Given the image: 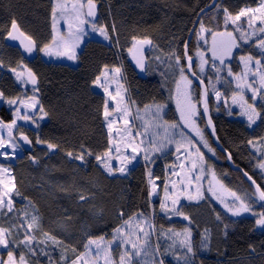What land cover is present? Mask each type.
Listing matches in <instances>:
<instances>
[{
    "label": "snow or ice",
    "instance_id": "snow-or-ice-1",
    "mask_svg": "<svg viewBox=\"0 0 264 264\" xmlns=\"http://www.w3.org/2000/svg\"><path fill=\"white\" fill-rule=\"evenodd\" d=\"M216 7L219 8V6ZM220 15H222L223 30L219 28L218 18L215 29L206 26L202 21L199 22V30L195 33L197 36L195 61L189 52L187 41L183 43L182 53L173 50L166 59L156 57V60L165 65L166 71L176 77L173 80L175 88L165 89L166 99L162 91L160 99L154 98L152 102L145 103L141 107L137 101L126 95L128 90L122 82V67L103 65L91 83L96 88L102 89L103 93L101 115L107 129L106 146L100 152H93L91 148L81 144L78 150H68L66 155L72 160L80 161L81 166L90 163L86 157H91L98 167H101L109 176H114L117 172L126 175L130 171L128 165L141 153L146 162L154 163L152 157L159 159L171 155L174 147L180 172L176 171L177 164L174 163L171 166V175L181 178L177 181H165L164 196L159 203L160 212L168 220H171L173 216H179L188 221L189 225L192 224V218L183 211L181 198L197 203L205 200L207 196L202 190L201 181L210 174L207 193L220 206L219 208L213 206L211 209L215 221L223 224L224 229L227 230L228 216L240 217L250 213L255 217V226L264 232V210L259 212L256 210L258 202L260 208L264 209V183H258L245 171L244 176L251 182L249 190L237 191L228 188L220 179H217L216 172L206 159V152L203 151L206 149L207 153L215 156L216 149L210 143L209 136L216 137L217 142L219 141L210 114L209 92L214 94L218 105L223 98L229 115L233 114L232 107L228 105L229 97L217 87L218 84L229 88L235 85L230 97L232 104L239 108L241 116L247 118L250 127L256 124L257 120L264 124V0H259L256 7L240 8L236 13L224 7L222 13L218 11L217 17ZM242 17L246 18L250 31L243 28ZM96 18L95 0H52L51 38L48 42L38 46L35 39L21 30L14 17L11 19L10 28L6 31L5 39L18 40L23 52L29 56L38 51L45 57L77 61L78 50L86 43V39L91 38L92 33L103 37L105 41H111L110 31H116L115 24L109 30L107 25L98 24ZM229 25L232 26V30H229ZM199 41H203V45H200ZM152 43L148 37L133 36L132 44L127 48L141 72L148 71L143 46ZM247 45H254L258 51L256 53L250 50L243 51ZM235 49L242 50L238 56L243 66L240 72L234 71L232 66V62L237 59L234 55ZM209 53H211L210 56ZM3 67L4 61L0 59V68ZM8 71L24 89V94L8 97L3 90H0V100L9 106H15L12 112L13 118L9 122L0 119V129L7 130V139L4 135H0V149H5L0 151V156L4 159L16 156L17 149L21 147L20 141L27 145L33 143L29 136L19 129L18 121L30 122L39 127V121L48 116L36 95L40 91L39 75L23 62V56L16 67L9 65ZM161 75L164 76L165 73L161 72ZM29 85H31L32 94H28ZM172 102L175 104L176 115L169 119L168 113L172 111ZM133 106H135V112H133ZM216 110L219 111V106ZM136 120L141 123L134 130L133 122ZM206 129H211V132H206ZM14 130H19V140L16 139ZM35 143L46 144L48 150L59 147L58 144L41 139L39 135ZM248 143L251 145L253 141L249 140ZM7 149H11V152ZM30 159L36 162V157H30ZM227 159H232L231 152H228ZM113 161H118L119 167ZM258 167L264 170V158L259 161ZM6 175L10 178L6 179ZM147 175L149 184L147 196L151 200L158 187L155 180L160 177H154L151 170ZM261 180H264V176ZM16 187L15 177L11 176L9 168L0 164V215L8 216L15 211L14 195H20ZM78 199L87 201L88 197L80 194ZM32 207L35 209V205ZM38 211L35 209L31 214L28 211L23 213L20 223V227L24 228L22 238L10 239L14 224L9 227L0 224V246L8 249L7 259L0 258V264H29L23 251L17 257L16 247L27 249L32 256L48 257V264H171V261L167 260L169 255L174 259L175 264H196L198 249L191 227L176 231L171 227L164 230L161 226V231L156 233L157 241L161 237L171 241L161 250L159 242L153 247L150 240L156 229L155 210L153 209L152 214L141 211L126 215L122 208L117 213L121 223L112 229L110 239H106L104 235L90 233L83 244V250L73 247L71 258L61 251L58 262H55L50 255L49 246L53 249L59 248L63 241L46 231L41 233L40 239H37L34 233L41 230V218ZM67 218L71 219L70 216ZM209 233L210 230L205 228L199 234L200 249H208ZM249 248L251 252L256 251L251 245ZM66 249L67 246H65ZM116 249L120 250L118 260L113 256ZM36 264H43V262L37 260Z\"/></svg>",
    "mask_w": 264,
    "mask_h": 264
},
{
    "label": "trees",
    "instance_id": "trees-1",
    "mask_svg": "<svg viewBox=\"0 0 264 264\" xmlns=\"http://www.w3.org/2000/svg\"><path fill=\"white\" fill-rule=\"evenodd\" d=\"M97 4V23L107 25L111 30L115 24L116 31L111 32V44L87 39L78 51L79 59L76 65L63 62H46L38 57L32 62H23L39 75V93H36L48 116L40 123L38 133L43 140L58 144L56 153L48 150L46 144L34 146L31 153H24L16 163L11 164L12 175L15 177L16 191L20 195L14 199L13 213L0 216V224L12 228L10 239L16 240L24 235L20 227L25 204L35 205L41 218V230L34 233L37 239L46 231L56 235L63 241L60 245L70 258L73 247L83 250L88 234L104 235L110 238L112 229L121 221L118 211L122 208L126 215L138 212L152 214V204L147 196V173L150 167L143 164L135 166L128 177L111 178L107 176L96 161L86 157L90 163L81 166L78 160H72L67 155L68 150H78L80 145H86L93 152L102 151L107 143L103 117L101 115L103 95L93 89L92 80L103 65L121 66L128 97L134 99L142 107L145 103L160 99L163 91L161 82L148 74L140 75L130 61L127 48L132 44V37H148L152 46L157 45L169 52H183V43L187 41L194 23L200 13L211 5L213 0H95ZM51 4L52 0H0V59L4 67L0 68V90L8 97L24 94V89L16 82L8 71V66L16 67L21 60L18 50L5 45L6 31L10 28L11 19H17L20 28L36 40L38 46L51 38ZM259 0H217L216 6L208 13L201 15L200 21L215 29L217 18L219 28L223 30L222 15L218 11L227 7L236 13L240 8L256 7ZM199 21V22H200ZM194 31L189 44V52L194 55L197 40ZM258 50L254 45H247L243 51ZM242 50L237 49L232 62L233 70L240 72L238 56ZM213 75V74H212ZM221 91L229 97L232 86L221 87ZM28 93H31L29 90ZM164 98L167 95L164 93ZM15 106H9L3 101L0 106V119L9 122ZM215 105L210 94L211 116L219 137V144L232 154V163L242 172L247 171L258 183L261 180L256 167L259 160L250 149L249 140H264V124L256 128L246 123L228 118L225 107ZM169 115H176L174 108ZM203 127V123L201 125ZM210 140V137H209ZM211 143V140H210ZM214 147V146H213ZM215 148V147H214ZM264 151V145L262 146ZM47 150V152L45 151ZM46 152V156L40 152ZM75 154V151H74ZM43 156V158H42ZM30 157H36L34 163ZM209 163L219 179L232 190H249V184L240 171H232L227 166L226 158L216 150L213 158L207 156ZM153 176H161V168L155 165ZM84 194L87 201H80L78 196ZM27 197V199H25ZM183 211L192 218V224L178 220H168L155 209L156 228L164 230L169 227L183 229L186 225L193 229V238L198 251L200 233L203 228L211 229V242L208 254L198 256L196 264H264V232L255 226V217L250 213L243 217L228 216L227 230L223 224L215 221L211 209L219 208L212 198H206L198 205H182ZM256 210H261L259 202ZM71 217L68 219L67 217ZM227 231V235H225ZM249 245L256 251L251 252ZM43 247V245H40ZM23 251L29 264L37 260L48 264V257L32 256L27 249L16 247L17 257ZM38 251V249H37ZM53 261L58 262L55 250L49 249ZM3 253L1 258H5Z\"/></svg>",
    "mask_w": 264,
    "mask_h": 264
},
{
    "label": "rangeland",
    "instance_id": "rangeland-1",
    "mask_svg": "<svg viewBox=\"0 0 264 264\" xmlns=\"http://www.w3.org/2000/svg\"><path fill=\"white\" fill-rule=\"evenodd\" d=\"M97 19V18H96ZM241 22H242V26L245 30H249L248 29V24H247V21H246V18H241ZM51 26H52V21H51ZM199 30V28H198ZM229 30H232V26L229 25ZM237 35H239L237 33ZM91 38L92 39H97L99 40L101 38V36H99L98 34H95V33H92L91 34ZM255 39V38H253ZM196 40H197V36H196ZM104 43V42H103ZM111 44V43H110ZM199 44L200 45H203V41H199ZM79 51V50H78ZM237 51V49L234 50V54L235 52ZM170 52L166 49H163V48H160L159 46L157 45H151V47L146 51L145 53V56L147 57V65H148V71L145 72V74H148L149 77L151 78H156L158 79L159 82H161V86H162V89L164 91V93L167 95V91L165 89L167 88H171V89H174L175 88V84L173 83V80L176 78L172 75L171 72H168L166 71L165 69V65H162L160 63V61L156 60V57L159 56L162 60L163 59H166L168 54ZM209 56L211 55V53L208 54ZM38 58L42 61H46V62H63V63H67V64H70V65H76L77 64V61H70V60H67V58H55V57H45L42 53H39L38 52ZM193 58H194V61L196 60V57H195V53L193 55ZM239 61V60H238ZM240 64V62H239ZM242 68L243 66L240 64V71H242ZM161 72H164L165 75L162 76L161 75ZM214 75V73H212ZM123 76V75H122ZM165 76L167 77L165 79ZM124 83V81H122ZM125 85V84H124ZM227 87L226 85H223V84H218L217 87L220 88L221 90V87ZM113 88H115V85H113ZM235 88V85L233 84L232 85V89ZM93 89L96 90L97 92H100L102 93V89H99V88H96L94 85H93ZM211 95H212V98L214 100V103L216 106H223L225 107V110H226V113L228 115V118L230 119H233V120H238L240 122H244L246 123L248 126V121H247V118L244 117V116H241L239 114V108L235 105L232 104V101H231V95L229 96V99H228V105L232 107V115H229V112H228V107L224 106V103H223V98L221 99V101L219 102V105L217 104V101L215 100V96L214 94L211 93V91L209 92ZM28 94H32V93H28ZM103 94V93H102ZM37 95V94H36ZM128 95V93L126 94ZM248 95L250 96L251 93L249 92ZM3 104V101L0 100V106ZM171 106L174 108L175 110V104L174 102H172ZM133 112H135V106H133ZM171 113H168V117ZM40 114L37 112V116H39ZM42 122V120L39 121V125L40 123ZM18 126H19V129H22L28 136L29 138L35 143V140L37 138V133H38V129L39 127H36L35 125L31 124L30 122L29 123H26L24 121H18ZM140 121L139 120H136L133 122V125H134V130L136 127H138L140 125ZM260 124V121L257 120L256 124L252 125L251 128H256L258 127ZM105 126V125H104ZM250 127V126H249ZM105 130L107 132V129H106V126H105ZM15 131V135H16V139L19 138V130H14ZM0 135H4L5 138L7 139V130L6 129H0ZM35 145L37 147L41 146V144H36ZM264 145V140L261 141V140H258V141H253V144L250 145V149L252 151V153H254L255 157L260 161L262 158H264V151L262 152V146ZM0 151H5V149H0ZM7 151L11 152V149H7ZM47 152V150H45ZM203 151L206 152V159H207V156H209L210 158L214 157L212 156L211 153H207V150L206 149H203ZM46 152H43L41 151L40 154L41 155H45L46 156ZM157 156H159V154H156ZM24 156V152L21 150V148L17 149V154L14 158H9V159H4V157L0 156V164H3L5 167L9 168L10 170V174L11 176L12 175V171H11V168H10V165L11 164H14L16 163V161L23 157ZM216 156V155H215ZM43 158V156H42ZM152 160H154V163L153 162H146L144 160V156H143V153H141L139 156H137L136 160H134L131 164L128 165V169L130 171L127 172L126 175H122L121 173L117 172L114 174V176H109L101 167V170L109 177L111 178H115V177H120V178H126L129 176L131 170L139 165V164H143L144 166L146 167H150V170L152 171V168L151 167H154L155 165H159V167L161 168V176H162V179H156L155 180V183L156 185H158L157 187V191L156 193L152 196L150 202L152 204V208L155 210L156 208L158 209L157 212L164 216L163 213L160 212V209H159V203H160V200L163 198L164 196V184H165V181L166 180H170V181H177L179 180L181 177L180 176H173L171 175V166L175 163L177 164V168H176V171L177 172H180V169L178 167V162L176 161V154L174 153V147H173V154L171 155H168L166 157H161L159 159H157L156 157H152L151 158ZM181 159H183V157H181ZM113 163L119 167V162L118 161H113ZM259 163V162H258ZM258 163L256 165L258 171H259V174L260 176H264V170H261L259 167H258ZM217 176V174H216ZM5 178H10L8 175L5 176ZM211 179V176L210 174L208 176H206L205 178L202 179L201 183H202V190L205 191L206 193V196L207 198H211V195L207 193V189H208V180ZM217 179H219V177L217 176ZM147 183H148V175H147ZM169 188H171V184H169ZM148 190H149V184H148ZM15 195H14V199H15ZM203 201V200H202ZM202 201H200L199 203H197L196 201H187L185 200L183 197L181 198V205H198L200 204ZM216 202V201H215ZM217 203V202H216ZM25 211H28L30 214L35 211V209L29 205V204H25L24 206V212ZM249 215V213H245L243 214L242 216L240 217H243V216H247ZM1 216V215H0ZM165 217V216H164ZM167 218V217H166ZM23 219V216L22 218ZM172 220H178V221H183L185 223H188V221H185L182 217H179V216H173L172 217ZM26 227V225H25ZM185 227H189V226H185ZM205 228L202 229V232L204 231ZM210 230V233H209V236H210V242H211V229L208 228ZM147 230V229H146ZM176 231H180L182 229H175ZM161 230L159 229H155L153 235L150 237V240H151V243L153 245V247L157 244V242H159V244L161 245V250H163L164 247L167 246V244L171 243V241L169 240H166L165 238L161 237L159 239V241H157V235L156 233H159ZM112 234V233H111ZM110 238H111V235H110ZM108 238V239H110ZM209 247H210V244H209ZM209 247L208 249H200L198 251V256H206L208 254V251H209ZM49 249L51 250H55V253L57 254L56 257L59 258L60 254H61V251H63L61 249V246H59V248H55L53 249L51 246H49ZM8 249H5L3 248V246H0V258H1V255L3 253H7ZM119 249H116L114 250L113 252V256L118 260V257H119ZM64 254L70 258V256L67 255V252L66 250H64ZM4 259H7V256L4 258ZM167 260L168 261H171V264H175V261L174 259L169 255L167 257Z\"/></svg>",
    "mask_w": 264,
    "mask_h": 264
},
{
    "label": "water",
    "instance_id": "water-1",
    "mask_svg": "<svg viewBox=\"0 0 264 264\" xmlns=\"http://www.w3.org/2000/svg\"><path fill=\"white\" fill-rule=\"evenodd\" d=\"M216 3H217V0H213V2L211 3V5L209 7H207L205 10H203L200 15L198 16L197 20L195 21L194 23V26H193V29L192 31L190 32L189 36H188V39H187V42L188 44H190V41L191 39L193 38V34H194V31L196 30V28L198 27V24H199V21H200V18H201V15H204L206 13H208L209 11H211L215 6H216ZM4 43L6 46L10 47V48H13V49H16L18 50V52L20 53L21 56H23V58L27 61V62H32L34 60L37 59L38 57V51L37 52H34L31 56H29L27 53H24L23 52V49L20 47V43L18 40L16 41H11V40H7L4 38ZM151 45H144L143 48H144V55H145V52L146 50H148L150 48ZM131 60L133 61V59L131 58ZM135 63V61H133ZM146 62V61H145ZM139 69V68H138ZM143 73V72H141ZM29 89H31V85L28 86ZM209 98H210V95H209ZM210 106V105H209ZM210 114H211V108H210ZM206 132L210 133L211 132V129H206ZM210 137V140H211V143H212V146L215 147V149L219 152V153H222L225 158H226V164L227 166L230 167V169L232 171H240L242 173V176L244 178L245 181H247V183L250 185V181L247 180V177L244 176V172L241 171V169H239L238 167H235L232 163L231 160H228L227 159V155L228 153L221 147V145L219 144V141L217 142L216 140V137H212V136H209ZM19 140V139H18ZM20 145H21V149L26 152V153H31L33 151V148H34V145L33 143L31 145H27V144H24L22 141H20ZM52 153H56V150H53Z\"/></svg>",
    "mask_w": 264,
    "mask_h": 264
},
{
    "label": "crops",
    "instance_id": "crops-1",
    "mask_svg": "<svg viewBox=\"0 0 264 264\" xmlns=\"http://www.w3.org/2000/svg\"><path fill=\"white\" fill-rule=\"evenodd\" d=\"M90 39H92V38H90ZM87 40V39H86ZM93 40H97V39H93ZM97 41H99V42H104L105 44H110V41H105L104 39H103V37H101L99 40H97ZM54 62V61H53Z\"/></svg>",
    "mask_w": 264,
    "mask_h": 264
}]
</instances>
